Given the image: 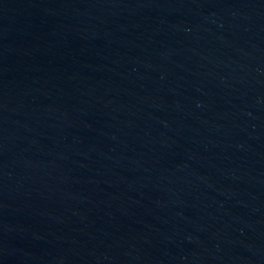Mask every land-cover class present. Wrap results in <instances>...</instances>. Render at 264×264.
<instances>
[{"label": "water", "instance_id": "water-1", "mask_svg": "<svg viewBox=\"0 0 264 264\" xmlns=\"http://www.w3.org/2000/svg\"><path fill=\"white\" fill-rule=\"evenodd\" d=\"M0 264H264V0H0Z\"/></svg>", "mask_w": 264, "mask_h": 264}]
</instances>
